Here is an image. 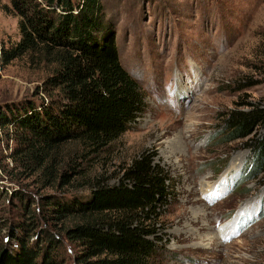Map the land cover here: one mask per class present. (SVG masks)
Wrapping results in <instances>:
<instances>
[{
	"label": "rangeland",
	"instance_id": "rangeland-1",
	"mask_svg": "<svg viewBox=\"0 0 264 264\" xmlns=\"http://www.w3.org/2000/svg\"><path fill=\"white\" fill-rule=\"evenodd\" d=\"M101 2L102 22L115 36L122 65L144 89L145 108L110 151L98 155L89 175L101 172L116 182L133 156L149 152L175 181L156 224L164 246L160 264H264V174L245 179L250 149L244 139H219L222 112L264 96V0ZM5 4L0 0V50L20 37L18 16ZM47 74L25 57L0 61V106L39 103ZM14 144L0 128V191L7 190L0 215L12 221L21 216L10 196L21 184L8 178ZM82 179L59 186L18 180L31 192L33 209L42 195L86 191ZM224 224H232L231 232L220 233ZM58 236L60 264H82L76 243Z\"/></svg>",
	"mask_w": 264,
	"mask_h": 264
},
{
	"label": "trees",
	"instance_id": "trees-1",
	"mask_svg": "<svg viewBox=\"0 0 264 264\" xmlns=\"http://www.w3.org/2000/svg\"><path fill=\"white\" fill-rule=\"evenodd\" d=\"M8 1L20 37L1 48L0 61L25 57L48 74L39 103L0 106V128L15 141L8 178L21 184L10 192L20 218L0 215V264H60L58 234L76 243L82 264H160L164 246L156 224L174 197L170 172L142 151L116 182L88 173L145 108L144 89L122 65L115 36L102 22L101 0ZM239 105L220 114L219 139H244L250 158L243 177L253 179L264 174V96ZM77 176L86 191L42 195L33 209L31 192L18 180L59 186L73 185Z\"/></svg>",
	"mask_w": 264,
	"mask_h": 264
},
{
	"label": "bare ground",
	"instance_id": "bare-ground-1",
	"mask_svg": "<svg viewBox=\"0 0 264 264\" xmlns=\"http://www.w3.org/2000/svg\"><path fill=\"white\" fill-rule=\"evenodd\" d=\"M168 132V131H167ZM179 147L178 146H176V145H174V149H173V152L174 153H178V151H179ZM181 151V150H180ZM240 217V214H237V217H236V219L237 218H239ZM237 222V221H236ZM231 229H232V224H224L223 226H221L220 227V229H219V231H220V233H226V231L228 232H231ZM209 240L212 242V240L214 241V239H213V237L212 236H209ZM208 243V242H207ZM207 246V245H206Z\"/></svg>",
	"mask_w": 264,
	"mask_h": 264
}]
</instances>
